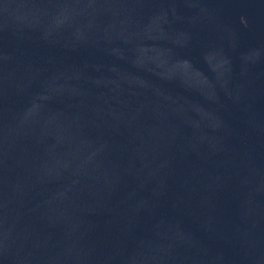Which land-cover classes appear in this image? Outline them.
I'll return each mask as SVG.
<instances>
[{"label": "water", "instance_id": "95a60500", "mask_svg": "<svg viewBox=\"0 0 264 264\" xmlns=\"http://www.w3.org/2000/svg\"><path fill=\"white\" fill-rule=\"evenodd\" d=\"M0 264H264V0H0Z\"/></svg>", "mask_w": 264, "mask_h": 264}]
</instances>
